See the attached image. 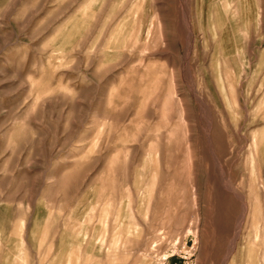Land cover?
Wrapping results in <instances>:
<instances>
[{
    "label": "rangeland",
    "instance_id": "374dc122",
    "mask_svg": "<svg viewBox=\"0 0 264 264\" xmlns=\"http://www.w3.org/2000/svg\"><path fill=\"white\" fill-rule=\"evenodd\" d=\"M0 264H264V0H0Z\"/></svg>",
    "mask_w": 264,
    "mask_h": 264
},
{
    "label": "bare ground",
    "instance_id": "6f19581e",
    "mask_svg": "<svg viewBox=\"0 0 264 264\" xmlns=\"http://www.w3.org/2000/svg\"><path fill=\"white\" fill-rule=\"evenodd\" d=\"M188 232V231H187ZM189 232H191V230L189 229Z\"/></svg>",
    "mask_w": 264,
    "mask_h": 264
}]
</instances>
